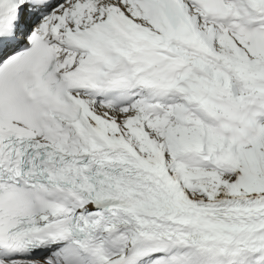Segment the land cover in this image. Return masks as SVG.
Masks as SVG:
<instances>
[{
    "label": "snow or ice",
    "instance_id": "6c2138e0",
    "mask_svg": "<svg viewBox=\"0 0 264 264\" xmlns=\"http://www.w3.org/2000/svg\"><path fill=\"white\" fill-rule=\"evenodd\" d=\"M0 264H264V0H0Z\"/></svg>",
    "mask_w": 264,
    "mask_h": 264
}]
</instances>
